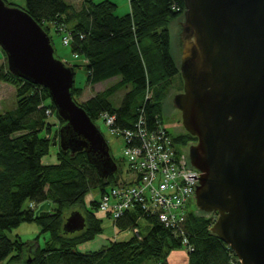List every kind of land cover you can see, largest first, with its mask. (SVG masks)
Listing matches in <instances>:
<instances>
[{
	"label": "trees",
	"instance_id": "obj_1",
	"mask_svg": "<svg viewBox=\"0 0 264 264\" xmlns=\"http://www.w3.org/2000/svg\"><path fill=\"white\" fill-rule=\"evenodd\" d=\"M26 2L23 9L49 35L47 23L58 33L60 26L70 31L71 52L86 60L82 64L67 62L75 68V75L77 67L82 66L88 72L89 84L121 77L119 82L84 102L77 100L84 87L74 81V100L94 122L109 112L116 114L117 125L132 127L141 109L154 127L162 122L163 100L174 86L176 76L181 82L179 89L183 90L181 72L170 50L169 25L184 14V0H130V11L124 15L116 14L117 4L111 0H82L80 8L66 0ZM50 38L53 44L51 35ZM3 53L0 82L15 87L17 108L0 113V264H143L146 260L169 264L167 254L183 245L182 236L175 235L156 216L139 209L127 211L115 224L120 230L136 229L138 218L144 216L152 222L146 235L139 231L128 240H110L98 251L77 250L79 244L103 232L102 220L92 210H86V227L66 233L67 209L84 206L86 195L95 189L101 190L102 197L108 186L120 184L123 169L113 157L118 168L103 178L86 151L73 153L71 149H63L61 129L66 122L58 114L49 90L12 73ZM123 86L129 90L122 104L115 107L111 98ZM48 110L57 116L58 123L50 121L52 115ZM175 137L183 145L197 140L186 131ZM53 144L59 147L58 161L45 164L43 158ZM48 199L56 204L53 212L37 214L31 205L25 207L27 201L41 203ZM98 204L96 199L91 201L94 208ZM195 209L188 213L185 225L192 248L188 264H240L233 249L212 232L216 214ZM23 222H36L42 233L48 234L43 246L39 236L25 241L19 235L13 240L6 234V230Z\"/></svg>",
	"mask_w": 264,
	"mask_h": 264
},
{
	"label": "water",
	"instance_id": "obj_2",
	"mask_svg": "<svg viewBox=\"0 0 264 264\" xmlns=\"http://www.w3.org/2000/svg\"><path fill=\"white\" fill-rule=\"evenodd\" d=\"M180 21L183 90L173 106L185 131L191 166L201 170L196 205L216 212L212 226L241 264H264V0H184ZM0 47L8 69L46 87L65 125L61 146L86 151L108 178L118 168L98 126L73 97L75 68L60 60L48 32L0 0ZM74 211L66 233L82 231Z\"/></svg>",
	"mask_w": 264,
	"mask_h": 264
},
{
	"label": "built area",
	"instance_id": "obj_3",
	"mask_svg": "<svg viewBox=\"0 0 264 264\" xmlns=\"http://www.w3.org/2000/svg\"><path fill=\"white\" fill-rule=\"evenodd\" d=\"M59 31L62 43L69 46L72 41L70 31L65 26H60ZM150 95L149 92L147 98ZM101 117L112 133L124 139L123 156L128 168L127 177L122 175L120 184L103 193L98 208L115 221L133 209L156 216L175 235L182 236L183 245L192 250L185 225L188 213L194 209L195 188L202 174L201 170L191 166L189 146L193 142L186 145L178 143L176 134L168 130L163 122L155 127L151 125L144 109H141L132 127L117 125L116 114L105 112ZM210 213L216 214V221L218 213ZM134 231L139 233L138 228Z\"/></svg>",
	"mask_w": 264,
	"mask_h": 264
},
{
	"label": "rangeland",
	"instance_id": "obj_4",
	"mask_svg": "<svg viewBox=\"0 0 264 264\" xmlns=\"http://www.w3.org/2000/svg\"><path fill=\"white\" fill-rule=\"evenodd\" d=\"M67 2L77 6L80 8L82 4V0H66ZM95 2H101L103 0H93ZM117 4L116 14L124 15L127 14L128 9L130 8L129 1L130 0H111ZM6 3L9 6H17L21 8H26L27 2L26 0H6ZM180 21H185L184 14L180 16L177 20H174L170 23V35H171V53L175 58L177 65L180 66V48H179V33L181 30ZM47 26L50 27L49 33L53 38V44L55 48L56 56L62 60L63 62H68L70 64H82L84 59L77 58L70 50L69 46H65L62 43V35L58 33L54 26L51 23H47ZM3 49L0 47V66L3 64L4 53ZM69 65V64H68ZM88 72L84 67H77L75 81L77 86L84 87V91L77 96V100L79 102H84L89 97L93 96L97 92L103 91L112 85L116 84L121 80L120 76L116 78L105 80L103 82L97 84H89L87 82ZM181 86V82L179 76L174 78V86H172L169 90L167 97L163 100V125L170 130L173 134H181L185 132L184 127L181 123V114L180 111L173 106V99L176 93H179V87ZM129 90L128 86H123L117 90V92L112 96L111 101L115 107H119L122 104L124 96L126 92ZM17 108V97H16V89L13 85L0 82V113L6 111H13ZM50 121L57 122V116L53 114L50 118ZM95 124L98 126L100 131L103 133L108 145L111 149L112 156L119 162L121 168L123 169V176L127 177V168L128 162L124 160L123 150H124V139L117 134L112 133L111 128L105 123L104 119L101 117L95 120ZM56 131V127H54L52 134L54 135ZM59 147L58 145L53 144L51 146L50 153L43 158V163L45 164H53L58 161L57 153ZM111 186H108L110 188ZM100 201L101 199V190L95 189L94 191L88 193L85 197V205L84 206H75L67 209L66 214L68 217L74 211H80L83 214L86 210H92L95 214L102 220L103 232L98 234L93 240L83 242L77 246V250L80 252H92L98 251L105 248L110 240H128L131 237L135 236L137 233L134 231V228H128L126 230H120L115 224V220L107 214V212L94 208L91 205V201L93 200ZM31 205V207L35 210L37 214L41 212H53L56 208V204L48 199L41 203H30L27 201L25 203V207ZM194 207H197L196 201H194ZM196 212L202 213V211L197 207L195 209ZM67 217V218H68ZM138 229L141 232L142 236L146 235L151 228L152 222L146 217L138 218ZM6 234L11 238L15 239L18 235L23 240H31L35 237L39 236V242L43 246L46 238H48V234L42 233L41 226L36 222H23L18 227L13 228L12 230H6ZM188 247L186 245H182L181 247H176L171 249L167 254V261L169 264H188ZM143 264H157L154 260H146ZM159 264H162L160 262Z\"/></svg>",
	"mask_w": 264,
	"mask_h": 264
},
{
	"label": "crops",
	"instance_id": "obj_5",
	"mask_svg": "<svg viewBox=\"0 0 264 264\" xmlns=\"http://www.w3.org/2000/svg\"><path fill=\"white\" fill-rule=\"evenodd\" d=\"M130 11V8L128 9V11L127 12H129ZM5 60V59H4ZM3 63H4V61H3ZM117 77V76H116ZM116 77H113V78H116ZM113 78H111V79H113ZM109 80V79H108ZM90 98V97H89ZM88 98V99H89ZM88 99H86V100H88Z\"/></svg>",
	"mask_w": 264,
	"mask_h": 264
},
{
	"label": "bare ground",
	"instance_id": "obj_6",
	"mask_svg": "<svg viewBox=\"0 0 264 264\" xmlns=\"http://www.w3.org/2000/svg\"><path fill=\"white\" fill-rule=\"evenodd\" d=\"M172 56H173V55H172ZM173 58H174V57H173ZM174 60H175V58H174ZM175 61H176V60H175ZM176 63H177V62H176ZM52 112H53V111H51V113H50L49 115H52Z\"/></svg>",
	"mask_w": 264,
	"mask_h": 264
},
{
	"label": "flooded vegetation",
	"instance_id": "obj_7",
	"mask_svg": "<svg viewBox=\"0 0 264 264\" xmlns=\"http://www.w3.org/2000/svg\"><path fill=\"white\" fill-rule=\"evenodd\" d=\"M193 142H195V141H193Z\"/></svg>",
	"mask_w": 264,
	"mask_h": 264
}]
</instances>
